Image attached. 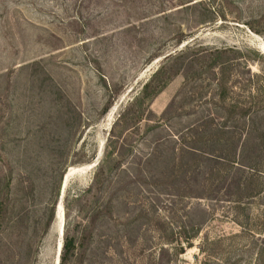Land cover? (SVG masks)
Listing matches in <instances>:
<instances>
[{
    "label": "rangeland",
    "instance_id": "374dc122",
    "mask_svg": "<svg viewBox=\"0 0 264 264\" xmlns=\"http://www.w3.org/2000/svg\"><path fill=\"white\" fill-rule=\"evenodd\" d=\"M211 4L0 0V264H264V0Z\"/></svg>",
    "mask_w": 264,
    "mask_h": 264
},
{
    "label": "trees",
    "instance_id": "16d2710c",
    "mask_svg": "<svg viewBox=\"0 0 264 264\" xmlns=\"http://www.w3.org/2000/svg\"><path fill=\"white\" fill-rule=\"evenodd\" d=\"M202 0H200V2H201ZM210 4H211V0H207ZM207 4V3H206ZM211 6H212V4H211ZM206 9V11L208 12V13H213L211 10H210V7H206L205 8ZM217 13V12H216ZM218 14V13H217ZM253 18V17H252ZM253 19H256V17H254ZM237 20H240V18L239 17H237ZM207 21H209V20H201V23H203V22H207ZM243 24H245L246 26H248V28L251 30V31H254L255 33H263L264 32V28H256V26H254V25H252L251 24V22L250 21H246L245 23H243ZM219 60V57L218 56H215L214 58H212V62H217ZM224 73H225V71H224V68L223 67H221L220 66V68H219V74H220V76H221V78L218 80V83H217V86L220 88V90L221 89H223L224 88V84H225V82H224ZM157 74H159V72H158V70H157V72L155 73V75L154 76H157ZM254 77V76H253ZM150 86V84H148V83H146L145 85H144V88L145 89H147L148 87ZM160 88H161V86L159 87V89L158 90H155V91H159L160 90ZM249 110V109H248ZM248 110H246V111H248ZM250 111V110H249ZM248 111V112H249ZM190 152H192V153H189V155H194V156H196V154H193V153H195V152H193V151H191L192 149L191 148H187ZM221 160L224 162V161H228V162H231V163H234L235 161V158H233V159H230V160H226V158L225 157H221ZM239 162H238V164L240 165V168H246L248 171H250V172H252V173H254V172H258V170L256 169V166H255V164H250V163H248V164H244L242 161H240V160H238ZM245 184V185H244ZM240 185H242V186H246L247 184L245 183V181L244 182H242ZM187 241V240H186ZM186 244L188 245V246H190V243L189 242H186ZM73 250H74V243H73V240H72V238H69L68 236H66L65 237V239H64V242H63V245H62V248H61V264H64V262L70 257V256H72L73 255Z\"/></svg>",
    "mask_w": 264,
    "mask_h": 264
},
{
    "label": "water",
    "instance_id": "95a60500",
    "mask_svg": "<svg viewBox=\"0 0 264 264\" xmlns=\"http://www.w3.org/2000/svg\"><path fill=\"white\" fill-rule=\"evenodd\" d=\"M63 188V181H62V184H61V189ZM62 246V243L59 245V247H58V254H60V247ZM62 248V247H61Z\"/></svg>",
    "mask_w": 264,
    "mask_h": 264
},
{
    "label": "bare ground",
    "instance_id": "6f19581e",
    "mask_svg": "<svg viewBox=\"0 0 264 264\" xmlns=\"http://www.w3.org/2000/svg\"><path fill=\"white\" fill-rule=\"evenodd\" d=\"M61 233H62V229H61ZM60 243V242H59ZM58 247H59V245L57 246V250H58ZM60 250H61V247H60ZM58 252V251H57Z\"/></svg>",
    "mask_w": 264,
    "mask_h": 264
}]
</instances>
